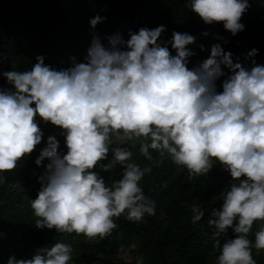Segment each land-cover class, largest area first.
<instances>
[{
    "label": "clouds",
    "instance_id": "obj_1",
    "mask_svg": "<svg viewBox=\"0 0 264 264\" xmlns=\"http://www.w3.org/2000/svg\"><path fill=\"white\" fill-rule=\"evenodd\" d=\"M188 7L205 25L222 23L235 36L245 28L241 19L250 3L189 0ZM104 19L94 16L90 27ZM165 30L164 25L141 27L129 30L127 39L116 33L106 38L107 46L93 35L82 62L73 57L69 67L56 69L37 56L30 70L0 73L11 86L0 88V172L16 169L41 143L37 117L59 128L67 151H58L59 141L49 135L35 160L37 166L49 161L31 201L35 227L102 240L125 213L130 222L155 214L154 201L139 186L152 169L128 163L136 145L126 146L127 141L142 138L145 159H153L150 150L158 153L157 163L167 155L190 177L207 175L218 163L231 180L221 207L208 220L214 246L220 248L215 262L256 264L248 234L254 222H261L255 248L264 250V65L251 59L255 48L245 56L251 60L246 67L217 43L189 68L195 53L188 46L196 37L173 31L163 41ZM199 48L204 50L202 44ZM104 160L108 163L101 164ZM117 165L121 178L111 186L94 170L110 172ZM193 212L195 224L205 212L198 206ZM229 229L234 238L225 239ZM71 253V245L56 242L31 258L9 256L7 264H69Z\"/></svg>",
    "mask_w": 264,
    "mask_h": 264
},
{
    "label": "trees",
    "instance_id": "obj_2",
    "mask_svg": "<svg viewBox=\"0 0 264 264\" xmlns=\"http://www.w3.org/2000/svg\"><path fill=\"white\" fill-rule=\"evenodd\" d=\"M188 3L189 0H0V73L13 68L30 70L37 56H43L44 63L53 68H67L73 57L83 61L93 35L99 36L107 46L106 38L116 33L127 39L129 30L136 32L141 27L152 29L160 25L166 29L160 37L163 41L170 40L173 31L196 37V43L188 46L195 53L189 59V68L206 59L211 46L217 43L232 53L234 62L239 58L246 67H251V60L246 61L245 56L255 48L257 55L251 59L264 65V0H249L250 8L241 19L245 28L235 36L224 30L222 23L205 25L190 11ZM96 15L106 19L93 29L89 21ZM204 32L208 35L204 36ZM201 44L203 51L199 48ZM224 71L227 73V69ZM224 78L216 81L218 91L222 90ZM10 87L0 76V88ZM37 123L43 132L41 143L18 162L16 169L0 172V229L18 224L33 240V245L24 239L15 245L0 235V264H7L9 256L21 258L23 249L35 252L60 240L71 241L76 250L94 256L84 262L75 257L69 264H112L109 259L117 249L130 244H134L135 257L129 264H137L139 258L143 264H216L220 248L214 246V228L208 225V220L211 211L221 207L230 183L229 174L218 163L207 175L190 177L185 168L172 163L167 155L157 163L160 160L157 152L147 165L129 160L128 163L152 169L139 186L154 201V215L146 216L141 222H130L125 213L115 218L117 228L102 240L57 233L55 229H37L31 201L40 190L39 177L49 161L45 159L37 166L35 160L47 146L49 135L59 141L58 151H67L59 128L45 124L38 117ZM121 173L119 165L106 172V185L119 180ZM196 206L205 214L193 224L191 218ZM260 226L261 223L254 222L248 234L256 264H264L262 250L258 252L255 248V233ZM227 238H234L231 229Z\"/></svg>",
    "mask_w": 264,
    "mask_h": 264
},
{
    "label": "rangeland",
    "instance_id": "obj_3",
    "mask_svg": "<svg viewBox=\"0 0 264 264\" xmlns=\"http://www.w3.org/2000/svg\"><path fill=\"white\" fill-rule=\"evenodd\" d=\"M142 142H145L142 138L141 139H135L134 138L133 140L127 141V145L126 146L132 145V144L136 145L135 147H131L130 148V151L132 152V156H131L130 160L137 161L139 163L147 165L150 162H152L153 159L155 158L156 151L150 150L151 154L153 156L152 160L145 159L141 155L140 148H139V145ZM114 146L115 145H113V147ZM111 157H112V153L109 152L108 160H111ZM108 160L101 161L100 163L101 164H107ZM94 170L103 178L106 175V172L103 171L101 169V167H99V166H97ZM230 180H231V178H230ZM259 223H261V222H259ZM0 235L5 237V238L8 237L10 239L11 243L15 244V245L18 244L17 242L20 239H24L30 245H33V240L29 236H27L26 234L23 233V231L21 230V227L18 224H14V225H12V226H10L8 228H5V229H0ZM57 242H63V243H67V244L71 245V247H72L71 257L72 258H71L70 261H72L75 257L78 258L81 262H84V261H86L88 259H91V258L93 259L94 258V256L91 257L90 255H85L82 252L76 250L72 246L71 241L60 240V241H57ZM34 253L35 252H28V249H23L22 253L20 254V257L21 258H31V256ZM262 253H263V257H264V250H262ZM134 257H135L134 244H130L128 247H119L117 249V251L114 253V255L109 260L112 262V264H129V263H131L133 261Z\"/></svg>",
    "mask_w": 264,
    "mask_h": 264
}]
</instances>
